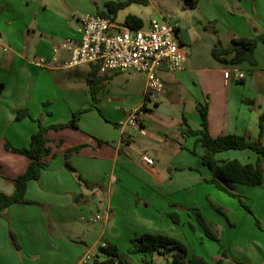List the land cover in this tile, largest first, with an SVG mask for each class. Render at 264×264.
Returning <instances> with one entry per match:
<instances>
[{
    "label": "crops",
    "instance_id": "0c3cea01",
    "mask_svg": "<svg viewBox=\"0 0 264 264\" xmlns=\"http://www.w3.org/2000/svg\"><path fill=\"white\" fill-rule=\"evenodd\" d=\"M235 1L241 5L239 10L245 8L256 21H261V25L242 17L241 19L246 22L235 24L232 22L229 28L220 27L219 29L220 21L216 20V25H213L209 31L211 35L207 38L208 44L203 49L209 57L205 62L207 67L196 68L201 61L198 58L194 61L188 57L186 45H189V40L186 37L181 38L182 48L186 54V62L182 70L179 72L170 71L167 68L160 70L158 75L164 82L167 92L148 102L145 97V85L143 89L135 91V94L130 93L128 88L125 89L124 94H117L110 90L108 84L127 73L106 77L97 73L96 82H94L92 81L94 65L64 69L63 64L68 61L70 55L64 51H55L62 42L58 45L48 43L42 31H39L41 38H38L37 29L28 34V38H36L31 45L23 46L10 39L14 49L7 54L4 48L5 42L9 40L8 30L5 34L0 30V38L4 37L6 40L5 42L0 40V87H2L0 92V193L13 194L16 190L15 180L27 171L30 163L28 157L7 150L6 145L9 144L16 149L28 147L30 139L39 130L35 120H41L47 126L69 122L79 106H89L94 101L93 89L96 91V98L98 93H101L102 96L100 94L98 96L103 99L100 98L102 107H104L103 101L106 96L110 100L108 104H112L114 100L120 102V97L122 98L123 95L126 98L122 103L128 104L134 112L146 102L144 113L139 117L146 131L145 136L129 126V116L122 121H114L121 125L112 131L108 123L104 122L105 120L95 111L90 114L91 118L86 120V116L80 120L79 129L65 128L48 131V145L52 152L44 158L45 170L42 177L39 181H31L28 185L26 199L34 202L35 205H11L0 219V264H89L86 260L88 253H85L83 247L73 241V238L77 236L78 220L81 221L84 218V214L91 210L96 198L100 197H105L103 200L107 210L105 222L115 218L116 215L111 209L113 207L110 195L119 183L116 177L119 165L122 168L123 166H128L130 169L140 168L139 170L147 175L142 179L144 183H149L148 180H152L153 183L163 180L160 161L168 154H172L174 158L181 157L184 161L173 166L171 171L190 167L185 165H189L186 163L191 156V151L184 143L188 141L187 139L191 138L195 141L196 138L183 136L180 129L185 120L193 130L200 129L202 121L198 106L208 108V129L213 138L226 135L249 136L252 140L258 138L260 116L264 112V43L260 44L255 51L258 63L255 67L248 63L221 64L211 55L212 48L219 41L226 48L231 46L235 39L255 38L264 34V0ZM3 7L4 5L0 4V10ZM108 13L107 16H110L109 11ZM111 17L118 22L117 16ZM137 18L144 22L143 26L150 22L146 23L142 18ZM78 22V29L69 34V38L79 39L80 19ZM125 23L126 19L123 24ZM177 28L180 36L181 32L178 26ZM189 46L192 54L193 45ZM32 51L40 57L35 55L30 59L29 55ZM37 62H42L43 66H37ZM84 67L87 69L83 70ZM35 68L42 71H34ZM28 70H32L33 76L30 84L32 88L30 99L21 102L12 100V89L14 86L24 88ZM228 71L232 74H244L246 78L239 83L232 79L226 80L224 73ZM80 76L87 78L84 88L76 89L75 84L72 85L70 81H67ZM131 77L132 74H130ZM59 78L65 82L64 85L59 84ZM21 81L23 83H20ZM130 83V80H127L126 84L130 85ZM57 90L61 93L58 94ZM69 92L70 98L62 96ZM59 96L62 99H59ZM105 109L108 108L105 107ZM18 110H28L34 120L27 118L17 122L15 119ZM89 123L94 126H89ZM94 128L96 132L93 131ZM131 130H135L140 139L134 138ZM110 131L113 133L111 134ZM262 141L264 146V136ZM80 146L85 147L73 153L69 159V163L75 170L74 173L66 167V153ZM231 152H224L230 155L220 154L219 161H240L238 156L241 154ZM134 154L141 157L138 165L133 163ZM143 154L155 160L153 170L142 163ZM200 154L202 155V150ZM124 171L129 173L126 169ZM108 174L109 179L106 183L102 179L104 176L108 177ZM210 175L214 177L211 171ZM100 218L98 216L95 219L98 221ZM11 230L19 241L21 247L19 251L14 248L10 240ZM95 260L93 264H102L108 262L110 258L104 254L102 257L96 256Z\"/></svg>",
    "mask_w": 264,
    "mask_h": 264
},
{
    "label": "rangeland",
    "instance_id": "374dc122",
    "mask_svg": "<svg viewBox=\"0 0 264 264\" xmlns=\"http://www.w3.org/2000/svg\"><path fill=\"white\" fill-rule=\"evenodd\" d=\"M117 1L119 0H0V4L4 5L0 10V30L4 34L8 30L9 42L6 43L4 37L0 40L5 42L8 54L14 49L10 39L23 46L31 45L36 38H28V34L37 29L38 38H41L39 31H42L48 43L58 45L68 39L69 34L76 32L79 27L78 19L86 15L109 14L105 4L109 2L120 4ZM139 1L141 2H134L115 14L110 13V16H117L120 24H123L129 15H136L146 23L153 17L158 20L168 19L173 26L179 27L181 35L177 33L178 38L186 37L189 45H193L192 54L190 46L186 45V48L190 59L195 61L198 58L201 61L196 68L207 67L205 62L209 57L203 49L208 44L207 38L211 35L209 31L216 25V20L220 21L219 29L229 28L232 22L243 23L246 20L261 25V21H256L245 8L239 10L241 5L235 0H199L196 10L188 8L185 0ZM242 17L246 20L241 19ZM35 55L40 57L32 51L29 58L32 59ZM35 69L37 72L42 71ZM86 69L87 67L83 68ZM31 72L32 70H28L25 75L24 88L14 86L11 91L12 100L21 102L30 99L32 90L30 84L33 78ZM143 77L142 74L135 72L127 73L110 82L108 87L117 94H124L127 88L130 93L135 94V91L143 89L145 85L146 80ZM59 80V84H65L62 78ZM127 80H130V85L126 84ZM67 81L75 84L74 88L81 89L85 87L87 78L80 76ZM56 92L61 93L58 90ZM105 92L107 94V90ZM70 94L69 92L62 96L70 98ZM98 95L96 102L92 101L89 106H79L75 113L85 111L80 120L86 116L87 120L95 111L108 123L112 131H115L121 124L114 121H122L128 116L130 118L133 109L122 103L126 98L123 95L120 102L114 100L112 104H108L110 100L106 96L102 107L100 105L102 98ZM58 98L62 99L60 96ZM93 131L96 132L95 128ZM131 132L134 138L140 139L135 130ZM187 140L184 144L191 151V156L186 163L189 165L185 166L190 167L171 171L173 166L184 161L181 157L174 158L172 154H168L160 161L163 180L157 183H153L152 180H148L149 183L145 182L146 184L142 182L147 175L141 172L140 168L134 169L132 166L131 169L128 166L122 168L121 165L117 167L116 177L119 183L110 195L115 218L105 222L107 215L103 201L105 197H100L96 198L91 210L84 214V218L78 220L77 236L73 241L88 253L87 263L93 264V260H97L96 256L102 257L105 253L100 249L111 244L118 250L114 264H118V260L121 264H174L175 252L164 256L157 253L131 252L134 249L133 241L150 233L180 242L186 247L190 259L203 257L210 264H216L219 260L225 264H264V186L233 185L228 189L230 194L220 190L212 183L214 177L212 178L210 171L201 163L204 149L198 143V139ZM231 153L241 154L238 156L241 164H254L258 161V156L250 151ZM140 161L141 157L134 154L133 163L138 165ZM125 169L129 173L124 171ZM108 179L109 174L102 180L107 183ZM243 204L248 206L249 211ZM173 215L177 216V223H173L171 217ZM98 216L101 218L97 221L95 218Z\"/></svg>",
    "mask_w": 264,
    "mask_h": 264
},
{
    "label": "trees",
    "instance_id": "16d2710c",
    "mask_svg": "<svg viewBox=\"0 0 264 264\" xmlns=\"http://www.w3.org/2000/svg\"><path fill=\"white\" fill-rule=\"evenodd\" d=\"M187 7L190 9H196L199 0H185ZM141 2L139 0H128L126 3L117 4L115 2H109L105 4L110 13H117L123 10L132 3ZM145 2V1H144ZM101 16H107L105 13H101ZM144 22L136 16L129 15L126 18V25L130 27L141 28ZM264 43V34H261L255 38L241 37L233 40V43L229 47H223V44L219 41L216 46L212 48L211 55L213 59L221 64L241 65L244 63L250 64L252 67L257 66V59L255 57V51L257 47ZM95 70L92 73V81L96 82V74L99 73V67L94 65ZM94 102L97 101L96 91L93 89ZM85 111H79L73 114V118L64 124L51 125L45 127L41 120H35L39 125V130L30 139V144L26 148L16 149L15 147L6 145L7 150H10L16 154L24 155L28 157L30 163L27 171L15 180L16 190L13 194L0 193V219L4 216L5 210L11 205H33L34 202L28 201L27 191L28 185L31 181H39L45 170L44 158L51 154L52 150L49 143L47 133L50 129L55 131L65 128L79 129V120L81 115ZM198 112L201 117L202 123H200L199 130H193L185 120L181 125V133L183 136L197 138L198 143L204 148V154L202 155V165L210 169L214 174L213 184L220 190L228 192V189L233 185H244L249 187H261L264 186V112L260 116L259 136L256 140H252L249 136H237L226 135L218 138H213L208 129V108L207 106H198ZM30 118L34 120L28 110L16 111V121L19 122L23 119ZM83 147L72 148L66 153V167L75 173L74 168L69 163L70 156L73 153L79 152ZM227 151H250L258 156V161L254 164H241V162L234 161H219L218 156ZM230 194V193H229ZM35 205V204H34ZM243 206L249 211L248 206ZM173 223H177V216L173 215ZM10 240L16 250H20L21 247L18 243L17 237L13 230L10 231ZM134 249L132 253L143 254H159L167 255L168 253L175 252L173 263L174 264H210L203 257L189 258L188 251L184 245L180 242L171 239L166 236H155L146 233L140 238L133 241ZM101 252L110 255V260L102 264H113L114 259L118 257L117 247L108 244L106 247H102ZM118 264L121 262L118 260ZM216 264H225L222 260H219ZM247 264V263H238Z\"/></svg>",
    "mask_w": 264,
    "mask_h": 264
},
{
    "label": "built area",
    "instance_id": "2783aa9c",
    "mask_svg": "<svg viewBox=\"0 0 264 264\" xmlns=\"http://www.w3.org/2000/svg\"><path fill=\"white\" fill-rule=\"evenodd\" d=\"M80 21L79 39L68 38L55 49L70 55L63 68L96 65L102 77L129 72L142 74L146 78V102L167 92L158 75L160 70L167 68L179 72L186 62V54L177 35L178 28L166 18L158 20L153 17L148 25L141 28L120 24L113 17L100 14L86 15ZM7 51L5 47L4 52ZM37 66H43L42 62H37ZM224 77L236 83L246 78L244 74H232L231 71L224 73ZM145 103L130 114L128 121L129 126L142 136L146 131L139 117L144 113ZM154 161L148 155H142V163L148 169L155 168Z\"/></svg>",
    "mask_w": 264,
    "mask_h": 264
},
{
    "label": "water",
    "instance_id": "95a60500",
    "mask_svg": "<svg viewBox=\"0 0 264 264\" xmlns=\"http://www.w3.org/2000/svg\"><path fill=\"white\" fill-rule=\"evenodd\" d=\"M1 89H2V87H0V92H1Z\"/></svg>",
    "mask_w": 264,
    "mask_h": 264
}]
</instances>
